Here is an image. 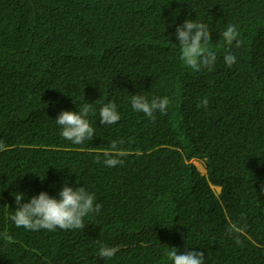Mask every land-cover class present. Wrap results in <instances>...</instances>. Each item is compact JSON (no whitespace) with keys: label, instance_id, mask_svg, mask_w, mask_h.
Segmentation results:
<instances>
[{"label":"trees","instance_id":"trees-1","mask_svg":"<svg viewBox=\"0 0 264 264\" xmlns=\"http://www.w3.org/2000/svg\"><path fill=\"white\" fill-rule=\"evenodd\" d=\"M185 19L210 29L211 71L180 60ZM228 25L239 47L224 44ZM133 95L167 97L166 113L149 119ZM108 102L120 120L101 125ZM85 103L95 135L73 145L55 118ZM114 140L127 154L107 167ZM0 143V264H170L171 247L264 264V0H0ZM65 182L102 204L83 230L10 220L13 192L58 198ZM101 246L118 251L103 259Z\"/></svg>","mask_w":264,"mask_h":264},{"label":"clouds","instance_id":"clouds-1","mask_svg":"<svg viewBox=\"0 0 264 264\" xmlns=\"http://www.w3.org/2000/svg\"><path fill=\"white\" fill-rule=\"evenodd\" d=\"M176 39L179 42L180 60L188 68L196 72L203 69L211 71L215 65L216 53L210 50L207 45L211 42L210 29L204 23L194 22L185 19L183 24L175 29ZM223 42L226 46L239 47L242 43L239 32L235 25H228L222 32ZM223 60L228 67L235 63V56L227 52ZM209 101L204 98L200 104L207 107ZM169 105L167 97H154L149 101L143 95L131 97V107L137 112H142L149 119H154V114L159 112L165 114ZM95 109L90 103H85L78 112L61 111L55 118L56 124L61 127L60 135L73 145H81L85 140H91L95 135L94 128L87 117L94 113ZM120 120V114L113 102L103 104L99 109V121L101 125H112ZM122 141H112L111 149L102 153L103 163L107 167L122 165L121 159L127 153L120 148ZM6 150L5 145L0 143V151ZM99 162V156L97 157ZM41 177V176H40ZM43 179V177H41ZM219 188L216 185H211ZM213 189V188H212ZM214 190V189H213ZM215 191V190H214ZM219 191L217 193H219ZM260 191L264 193V185ZM15 200V211L10 215V220L16 227H23L30 231L48 230L54 231L57 228L62 230H74L85 228L84 218L99 213L102 204L95 202L94 194L85 189L84 186H69L67 182L58 192V198L50 196L47 192L41 191L28 198L24 202V192H13ZM228 233H239L242 230L236 225H230ZM236 243H241L239 236H235ZM9 241L11 238L9 237ZM117 247L101 246L98 255L100 258L108 259L115 256ZM170 264H205L204 254L200 251H178V248L171 247L167 252Z\"/></svg>","mask_w":264,"mask_h":264},{"label":"rangeland","instance_id":"rangeland-1","mask_svg":"<svg viewBox=\"0 0 264 264\" xmlns=\"http://www.w3.org/2000/svg\"><path fill=\"white\" fill-rule=\"evenodd\" d=\"M192 162L194 163V165L197 167V169L201 172V173H206V163L203 160H192ZM212 188L215 190V193L217 194V192L219 191V188L212 186Z\"/></svg>","mask_w":264,"mask_h":264}]
</instances>
